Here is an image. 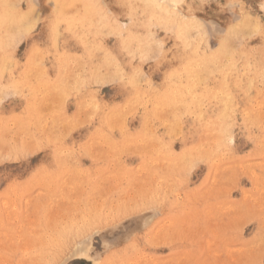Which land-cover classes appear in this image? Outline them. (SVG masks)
Segmentation results:
<instances>
[{
	"label": "rangeland",
	"instance_id": "374dc122",
	"mask_svg": "<svg viewBox=\"0 0 264 264\" xmlns=\"http://www.w3.org/2000/svg\"><path fill=\"white\" fill-rule=\"evenodd\" d=\"M0 264H264V0H0Z\"/></svg>",
	"mask_w": 264,
	"mask_h": 264
},
{
	"label": "bare ground",
	"instance_id": "6f19581e",
	"mask_svg": "<svg viewBox=\"0 0 264 264\" xmlns=\"http://www.w3.org/2000/svg\"><path fill=\"white\" fill-rule=\"evenodd\" d=\"M179 3V2H178ZM180 14V13H179ZM182 16V15H181ZM212 22V21H211ZM249 25V24H248ZM200 27V26H199ZM257 27V26H256ZM253 30H254V28H253ZM201 32V31H200ZM251 32V31H250ZM190 44V43H189ZM237 44V43H236ZM202 81V80H201Z\"/></svg>",
	"mask_w": 264,
	"mask_h": 264
}]
</instances>
